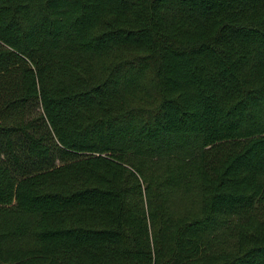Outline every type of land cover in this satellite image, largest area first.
Returning <instances> with one entry per match:
<instances>
[{
    "label": "trees",
    "instance_id": "16d2710c",
    "mask_svg": "<svg viewBox=\"0 0 264 264\" xmlns=\"http://www.w3.org/2000/svg\"><path fill=\"white\" fill-rule=\"evenodd\" d=\"M0 264H264V0H0Z\"/></svg>",
    "mask_w": 264,
    "mask_h": 264
},
{
    "label": "rangeland",
    "instance_id": "374dc122",
    "mask_svg": "<svg viewBox=\"0 0 264 264\" xmlns=\"http://www.w3.org/2000/svg\"><path fill=\"white\" fill-rule=\"evenodd\" d=\"M191 194H187L186 192L182 190H173L171 193L172 203L174 206H176L179 209L184 208L186 205H188L189 197Z\"/></svg>",
    "mask_w": 264,
    "mask_h": 264
}]
</instances>
